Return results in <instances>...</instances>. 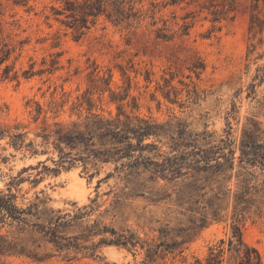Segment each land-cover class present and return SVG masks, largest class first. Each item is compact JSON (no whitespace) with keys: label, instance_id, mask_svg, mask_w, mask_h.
<instances>
[{"label":"rangeland","instance_id":"rangeland-1","mask_svg":"<svg viewBox=\"0 0 264 264\" xmlns=\"http://www.w3.org/2000/svg\"><path fill=\"white\" fill-rule=\"evenodd\" d=\"M65 8L0 0V49L9 50L0 66V193L27 212L1 226L14 248L0 247V264H206L219 245L222 264H235L227 240L245 190L238 224L264 264V167L240 161L244 149L264 161V0H124L128 18L107 7L81 35ZM91 113L184 122L211 134L200 143L232 150L233 168L209 175L184 167L175 180L139 187L114 164L54 171L58 152L39 145L37 133ZM13 133L33 140L36 153L12 147ZM144 142L170 150L168 138Z\"/></svg>","mask_w":264,"mask_h":264},{"label":"trees","instance_id":"trees-1","mask_svg":"<svg viewBox=\"0 0 264 264\" xmlns=\"http://www.w3.org/2000/svg\"><path fill=\"white\" fill-rule=\"evenodd\" d=\"M66 4V10L70 11L73 18L74 29L81 35L83 28H88L89 16H97L107 7L111 8L110 16L115 14L128 18L129 13L121 7L124 0H83L82 3L71 0H61ZM130 9V8H129ZM109 10V9H108ZM128 14V15H127ZM77 35V36H78ZM9 50L0 49V66L7 60ZM9 68L5 67L7 73ZM188 125L178 121L176 123H156L145 118H131L129 116L105 117L98 113L86 115L83 119L72 121L70 124L53 123L41 128L36 136L41 138L39 145L48 147L50 144L58 152V159L53 160L56 164L54 171L60 168L69 169L76 161H81L84 167L88 164L97 166L98 164H114L113 171L121 174L126 185L139 187L146 181H154L158 177L168 181L175 180L187 171L183 168H191L196 174L201 172L209 175L223 174L228 169L233 168V151L224 153L222 145H211L210 143H200L211 136L206 132L193 133L187 129ZM150 138H168L170 150L168 154L160 153L156 144L145 143ZM226 143V139L221 140ZM248 147V143H243ZM10 145L15 149L29 150L36 153L34 141H25L24 133H13L10 135ZM208 145V146H204ZM152 153V155H150ZM240 161L243 163L259 162L264 167V161H258L255 155L249 157L245 151L241 152ZM64 164H67L66 166ZM112 176L108 173L105 178ZM242 187L243 184H242ZM248 191H243L235 199L233 207L234 223L231 225L232 231L227 240V250L235 252V264H260V256L257 250L248 246L242 238L241 226L238 222L242 219L244 208L243 202H249L246 197ZM219 194L215 193V199H219ZM15 195L0 193V228L9 221L22 222V214L27 213L25 209L18 207L14 203ZM204 208V206H201ZM219 208V207H217ZM216 212V210H215ZM202 218L205 214L200 213ZM48 241L56 247L61 248L66 245L61 241L63 238L57 234L55 229L41 227ZM6 240L0 236V247L10 246ZM220 244H224L221 240ZM14 248V247H13ZM223 247L210 251L206 259V264H222ZM200 264V263H199Z\"/></svg>","mask_w":264,"mask_h":264}]
</instances>
